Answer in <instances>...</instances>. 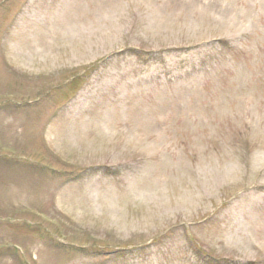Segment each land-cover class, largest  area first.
<instances>
[{"label": "rangeland", "instance_id": "374dc122", "mask_svg": "<svg viewBox=\"0 0 264 264\" xmlns=\"http://www.w3.org/2000/svg\"><path fill=\"white\" fill-rule=\"evenodd\" d=\"M0 264H264V0H0Z\"/></svg>", "mask_w": 264, "mask_h": 264}]
</instances>
